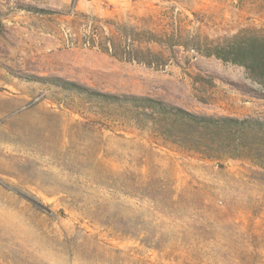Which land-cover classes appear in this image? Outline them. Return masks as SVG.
<instances>
[{"label":"rangeland","instance_id":"374dc122","mask_svg":"<svg viewBox=\"0 0 264 264\" xmlns=\"http://www.w3.org/2000/svg\"><path fill=\"white\" fill-rule=\"evenodd\" d=\"M94 24L151 31L169 59L88 48ZM240 32L264 35V0H0V264H264L263 168L164 144L61 86L263 117L264 86L204 54Z\"/></svg>","mask_w":264,"mask_h":264},{"label":"trees","instance_id":"16d2710c","mask_svg":"<svg viewBox=\"0 0 264 264\" xmlns=\"http://www.w3.org/2000/svg\"><path fill=\"white\" fill-rule=\"evenodd\" d=\"M108 32L105 34L104 25H90L84 34L86 46L115 58L148 66L165 65L169 59L164 50L154 51L148 47L150 43L159 45L162 42L161 37L151 31H137L136 38ZM165 36L169 45L176 44L172 41L173 35ZM204 54L242 66L251 81L264 86V35L236 33L224 38ZM61 86L106 104L118 103L124 111L123 122L149 131L164 144L207 159L247 160L264 169V116L238 118L198 115L148 96L88 92L68 82H63Z\"/></svg>","mask_w":264,"mask_h":264}]
</instances>
